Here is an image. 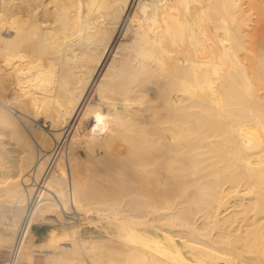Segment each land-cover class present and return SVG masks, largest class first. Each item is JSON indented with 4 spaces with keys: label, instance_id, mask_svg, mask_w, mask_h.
Listing matches in <instances>:
<instances>
[{
    "label": "bare ground",
    "instance_id": "bare-ground-1",
    "mask_svg": "<svg viewBox=\"0 0 264 264\" xmlns=\"http://www.w3.org/2000/svg\"><path fill=\"white\" fill-rule=\"evenodd\" d=\"M2 249L264 264V0H0Z\"/></svg>",
    "mask_w": 264,
    "mask_h": 264
},
{
    "label": "rangeland",
    "instance_id": "rangeland-1",
    "mask_svg": "<svg viewBox=\"0 0 264 264\" xmlns=\"http://www.w3.org/2000/svg\"><path fill=\"white\" fill-rule=\"evenodd\" d=\"M38 123H40V124H44V120H42L41 118L38 120ZM65 147V146H64ZM60 148H61V146H60ZM97 219V218H96ZM96 223H94V224H92V222H91V224H90V222H88V221H86L85 223H84V226L86 227H84L83 228V232H84V234H89L90 232L91 233H94V234H101V233H105V230H104V228H106L105 227V224L103 223H98L97 221H95ZM89 223V224H88ZM87 226H86V225ZM98 224V225H97ZM100 224H102V226L100 225ZM46 226V227H45ZM45 227V228H44ZM88 227H90V228H88ZM96 227H98V228H96ZM103 227V228H102ZM38 228L40 229H42V230H38ZM49 228V225H47V224H43V225H41V224H39V225H37V227H36V231H37V239H41V237H39V236H41V234H43L42 235V238H43V236H44V233L47 231V229ZM94 228V229H93ZM108 228V227H107ZM87 229V230H86ZM90 229V230H89ZM93 229V230H92ZM96 230V231H95ZM148 232H150L151 234H153V235H156V236H162V232L159 230V229H155V227H149L148 229ZM40 231V233H38ZM88 231V232H87ZM160 231V232H159ZM177 239V241H178V243L182 246V240H181V238L180 237H176ZM180 239V240H179ZM181 241V242H180ZM183 247V246H182ZM183 251H184V253L187 255V256H189L190 257V255H189V252H188V250H186L185 248H183ZM188 252V253H187Z\"/></svg>",
    "mask_w": 264,
    "mask_h": 264
},
{
    "label": "crops",
    "instance_id": "crops-1",
    "mask_svg": "<svg viewBox=\"0 0 264 264\" xmlns=\"http://www.w3.org/2000/svg\"><path fill=\"white\" fill-rule=\"evenodd\" d=\"M9 259V251L7 249L0 250V264H7ZM21 264H44L42 255H35L32 261L23 262Z\"/></svg>",
    "mask_w": 264,
    "mask_h": 264
},
{
    "label": "built area",
    "instance_id": "built-area-1",
    "mask_svg": "<svg viewBox=\"0 0 264 264\" xmlns=\"http://www.w3.org/2000/svg\"><path fill=\"white\" fill-rule=\"evenodd\" d=\"M13 257H14L13 253L9 252V259L7 264H15V262L13 261Z\"/></svg>",
    "mask_w": 264,
    "mask_h": 264
}]
</instances>
